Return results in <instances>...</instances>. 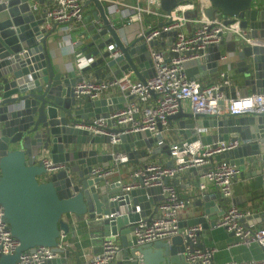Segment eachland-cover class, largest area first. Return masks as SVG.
Instances as JSON below:
<instances>
[{
  "label": "water",
  "instance_id": "water-1",
  "mask_svg": "<svg viewBox=\"0 0 264 264\" xmlns=\"http://www.w3.org/2000/svg\"><path fill=\"white\" fill-rule=\"evenodd\" d=\"M180 1L159 0V4L169 13ZM30 2H0V210L18 242L12 254L0 255V264H15L23 251L36 246L49 247L59 256L63 254L52 259L50 264H67L69 253L59 240L70 232V222L82 221L88 224L91 232H98L102 240L111 239L117 244L114 264H201L185 260V246L193 249L186 236L137 243L135 223L141 217H151L152 207L161 197L160 187L141 185L125 191L118 182L108 185L110 177L91 175L93 167L98 164L106 167L109 165L106 160L113 161L114 154H100L95 147L109 145L110 138L92 135L75 125L107 118L110 112L122 107L125 98L123 95L98 99L74 96L73 89L79 79L75 70H56L48 54V38L55 25L47 29L44 18L31 10ZM198 2L206 16L222 18L223 24L237 18L239 27L248 29L245 39L264 41V9L259 0ZM89 4L95 7L92 17L97 23H90L76 43L86 52L84 57L91 59L80 71L94 69L89 78L106 77L108 80L130 71L144 83L153 75L148 49L155 47L158 41L147 44L142 36L136 39L120 36L103 2L84 0V7ZM105 35L107 38H102ZM161 36L170 38L169 46L175 32ZM109 45L112 48L108 49ZM223 51L236 55L235 68L222 61ZM188 64L209 71L220 68L232 71L235 82L223 87L225 98L246 97L264 88V44H249L238 35L227 33L219 44L206 49L203 58L183 65ZM218 109L223 111L221 101ZM167 119L186 142L198 139L202 146L213 147L224 141L237 143L233 149L210 157L209 163L188 170L197 174L200 168L201 174L212 167L213 161L217 165L226 161L236 165L240 175L257 179L249 185L252 189L258 185L259 191L262 190L252 199L257 208L241 222L246 227L252 224L253 218L264 222V114L222 112L211 115L193 110L184 112L180 107ZM200 129L215 132L206 135L197 132ZM109 131L121 130L112 128ZM119 138L118 152L127 158L124 164L136 161L143 164L154 157L158 149L169 154V145L156 147L155 139L146 130L124 133ZM46 151L54 164L61 163L64 167L48 174L41 161ZM196 197L193 205L199 206L201 212L187 226L200 225L204 230L206 217H209L208 225L216 227L218 216L225 212L217 202L227 204L230 199L208 191L199 192ZM201 232L195 244L198 248H202L198 242Z\"/></svg>",
  "mask_w": 264,
  "mask_h": 264
},
{
  "label": "built area",
  "instance_id": "built-area-1",
  "mask_svg": "<svg viewBox=\"0 0 264 264\" xmlns=\"http://www.w3.org/2000/svg\"><path fill=\"white\" fill-rule=\"evenodd\" d=\"M101 1L107 3L104 6L113 25L142 23L133 35L135 39L142 36L143 42L148 44L153 40L158 41L162 33L173 31L175 36L167 47V51L159 50L156 46L149 47L153 75L144 83L134 79L130 71L113 76L110 80L80 77L73 89L76 98L98 99L110 90H116L125 98H130L121 108L110 112L107 118L93 119L91 123H79L75 127L86 130L92 135L109 136L111 146L119 144L121 134L146 130L155 139V146L159 147L165 144L164 131L169 124L167 117L175 113L184 101L190 104L193 111L211 115L222 112L230 115L264 114V88L246 97L237 96L232 100L225 98L223 92V87L231 83L227 69H223L220 73L219 82L209 85H202L195 79H190L184 72V63L203 58L206 49L210 45L219 44L227 33L238 35L249 44H264V41L260 39H245L248 29L239 27V19L231 18L233 19L231 23L223 24L222 18L206 16L198 0H181L169 13L161 9L159 0H134L133 3L119 0ZM41 4L43 3L38 0H31V10L37 14L41 13L47 29L55 25L56 32L74 45L76 41L72 40L70 33L74 29L72 24L82 20L84 0H48L43 8L40 7ZM198 7L201 8L199 17L191 19L186 15L188 11ZM147 15L151 16V20L155 23L160 22V24L151 25L144 21ZM187 22L195 24L190 33H187L185 29ZM110 48L112 45L108 46V49ZM90 61L91 59H86L84 56H78L75 59V68L80 71ZM222 61L227 62L225 54ZM220 101L223 111L218 109ZM112 128L121 131L111 133L109 130ZM236 145V142L224 141L213 147L212 145L202 146L198 139L194 142L178 140L169 145L171 165L159 162L145 163L129 172L131 182L122 183L117 180L125 191L141 185L161 189V197L152 207L151 217L149 219L141 217L135 223L134 235L137 243L144 244L158 239H167L174 235L186 236L193 249H190L188 245L185 246V260L211 264L213 250L195 247L197 234L202 231L201 226L181 227L179 225V213L190 204L191 200L180 197L175 187L165 180L174 178L191 167H200L209 163L210 157L229 151ZM112 154H114L112 164L106 167H93L91 175L110 177L116 165L127 160L123 153L115 151ZM41 161L48 174L64 167L61 163L54 164L47 151ZM238 173L236 165L222 161L219 165L212 166L198 175L199 192L203 193L209 185H213L221 196L231 198L232 180ZM252 214L253 212L249 209L230 205L218 218L215 226L231 232L235 237L234 245L248 246L256 243L264 253V226L246 227L241 222L242 218ZM17 245L18 242L11 235L0 210V255L12 254ZM117 249V244L113 240L104 239L99 251L80 264H113ZM56 257L57 254L51 248L36 246L23 251L15 264H50V261ZM223 264H264V258L249 261L229 260Z\"/></svg>",
  "mask_w": 264,
  "mask_h": 264
},
{
  "label": "crops",
  "instance_id": "crops-1",
  "mask_svg": "<svg viewBox=\"0 0 264 264\" xmlns=\"http://www.w3.org/2000/svg\"><path fill=\"white\" fill-rule=\"evenodd\" d=\"M48 0H42L40 5L41 8L44 7ZM201 1V0H200ZM205 0H203L204 2ZM207 3V2H206ZM205 3V5H206ZM203 4V3H202ZM198 6V5H197ZM201 8H196L194 10L188 11L186 15L191 19H196L199 17V11ZM95 11V7L92 4L84 7V13L82 20L77 23L72 24L73 31L70 33L72 40L76 41V43L81 40L82 35L85 31L91 26L90 23H97L93 17L92 13ZM38 17H42L41 13L37 14ZM146 21V19H144ZM142 24V23H141ZM140 23H131L128 25H124L123 23L120 26H117V31L120 33V36H124L127 39H135L133 35L137 28L141 27ZM160 24V22H159ZM157 24V25H159ZM100 25V24H99ZM195 24L192 22H187L185 29L187 33H190ZM57 27L54 28V31L49 36V47H48V54L56 70H75L76 77H87L91 75L94 69L77 71L75 68V59L78 56H86V52L82 50V46L71 45L70 42L66 41L60 34L56 32ZM108 35L103 36L102 38H107ZM170 38L168 36L161 37L158 40V44L156 45L157 48L167 51L168 42ZM223 54L227 56V63L232 65V69L234 67V63L237 61L236 55L234 53H225ZM212 70V68H211ZM223 71L222 68L218 69L217 71H209L207 69L201 68L197 69L194 65L188 64L184 68V72L190 79H195L202 85H209L212 83L219 82L221 79L220 73ZM228 76L230 77V81L233 83L234 75L232 71L228 72ZM134 79L135 76L132 74ZM93 79H106V77H91ZM235 82V81H234ZM230 83L229 87L232 86ZM238 94V93H237ZM122 95L116 90H110L105 92L101 97L104 98H111L115 96ZM237 96V95H236ZM100 97V98H101ZM125 98V97H124ZM125 98V102L121 103L122 106L126 103L127 99ZM181 108L184 112H191L192 108L187 101L182 102ZM174 126L168 124L167 129L164 131V140L165 144H172L173 142H177L178 140H183L182 136H178L176 131L173 130ZM202 134L211 135L215 131L213 129H200ZM98 149L100 154H112L115 151H119L118 145L111 146V145H102L100 147L95 146ZM109 165L112 164L113 161L106 160ZM149 162H159L162 164H169L172 162V158L170 154H165L159 151L156 152L154 157H149L145 163ZM143 163V164H145ZM101 165V164H100ZM142 165L140 162L136 161L135 163H126V164H118L116 165L114 173L110 176L108 185L117 180H120L122 183H129L131 182V178L129 177V172L139 166ZM217 162L213 161L212 166H216ZM99 166V164H98ZM201 172L200 168H198L197 174L193 171H184L176 175V177L171 178L168 180L170 184H172L178 195L182 198H188L191 200L190 204L187 205L184 209H182L179 213V225L181 227H188L187 224L190 220L195 218L200 212L201 208L199 206L193 205V202L196 200V195L199 193L198 183V174ZM258 180L255 178L247 179L243 175L238 173L232 180V196L229 198L227 204H220L217 202L220 210H226L230 205H236L240 208H246L251 210L253 213L255 212L257 205L256 202L252 199H255L262 190L258 189V185L252 189L249 185L252 182H257ZM259 183V182H258ZM251 188V189H249ZM219 193L213 185H209L205 192ZM154 196H157L154 195ZM219 218V216H218ZM217 218V220H218ZM70 219V218H68ZM65 221V219H64ZM252 224L248 225L249 227L257 228L264 226V222H257L256 218H253ZM71 228L70 232L65 236L60 238L61 247L64 250H67L69 256L66 260L67 264H80L84 260L90 258L94 254L99 251L100 244L103 241L100 237L98 232H91L90 227L84 221L78 223H69ZM206 224L207 227L201 232L198 238L199 244L202 245V248H209L213 250V256L211 264H223L229 260H237V261H249V260H260L264 258L263 250L256 244L252 243L248 246L244 245H234L235 237L232 233L228 232L224 228L220 227H210L209 224V217H206ZM58 257L63 256V254L57 255ZM115 260L113 261V264ZM60 264V263H55Z\"/></svg>",
  "mask_w": 264,
  "mask_h": 264
},
{
  "label": "trees",
  "instance_id": "trees-1",
  "mask_svg": "<svg viewBox=\"0 0 264 264\" xmlns=\"http://www.w3.org/2000/svg\"><path fill=\"white\" fill-rule=\"evenodd\" d=\"M119 1H124V2H128V3H133L134 2V0H119ZM103 4L104 5H107V3L106 2H103ZM145 19H146V22L147 23H150L151 25H154V24H157V23H155L153 20H151V16H145ZM119 24H117V26H118Z\"/></svg>",
  "mask_w": 264,
  "mask_h": 264
},
{
  "label": "flooded vegetation",
  "instance_id": "flooded-vegetation-1",
  "mask_svg": "<svg viewBox=\"0 0 264 264\" xmlns=\"http://www.w3.org/2000/svg\"><path fill=\"white\" fill-rule=\"evenodd\" d=\"M259 3L262 5L261 9H264V0H259Z\"/></svg>",
  "mask_w": 264,
  "mask_h": 264
},
{
  "label": "rangeland",
  "instance_id": "rangeland-1",
  "mask_svg": "<svg viewBox=\"0 0 264 264\" xmlns=\"http://www.w3.org/2000/svg\"><path fill=\"white\" fill-rule=\"evenodd\" d=\"M159 49V48H158ZM159 50H162V49H159ZM184 68H185V66H184Z\"/></svg>",
  "mask_w": 264,
  "mask_h": 264
}]
</instances>
